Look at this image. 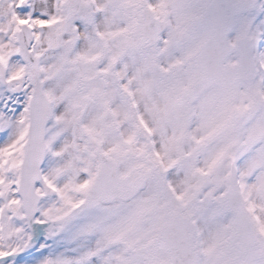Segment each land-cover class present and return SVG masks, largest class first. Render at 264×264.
Masks as SVG:
<instances>
[{"label": "snow or ice", "instance_id": "obj_1", "mask_svg": "<svg viewBox=\"0 0 264 264\" xmlns=\"http://www.w3.org/2000/svg\"><path fill=\"white\" fill-rule=\"evenodd\" d=\"M0 264H264V0H0Z\"/></svg>", "mask_w": 264, "mask_h": 264}]
</instances>
